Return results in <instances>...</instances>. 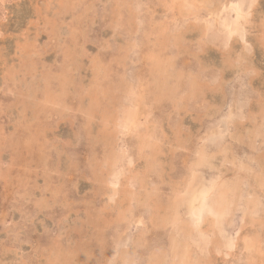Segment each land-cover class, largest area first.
Masks as SVG:
<instances>
[{
	"label": "rangeland",
	"instance_id": "rangeland-1",
	"mask_svg": "<svg viewBox=\"0 0 264 264\" xmlns=\"http://www.w3.org/2000/svg\"><path fill=\"white\" fill-rule=\"evenodd\" d=\"M125 1L0 0V264H85L97 259V253L111 264H144L146 260L152 264L161 256H165L164 264H175L170 247L174 237L184 242L183 232H176L171 219L164 222V216L173 214L168 209L174 200L172 190L190 178L195 152L201 145L207 154L216 155L212 162H218L211 167L199 165L202 168L197 169L195 179L208 178L210 183L215 177L229 176L228 179L236 180L234 173L240 171L245 181L243 198L258 200L256 209L248 213L250 216L236 211L229 223L239 230L243 222L244 232L258 246L235 252L230 259L234 264H264V227L258 226L264 221V186L254 181V176L261 173L264 178V49L255 45L253 38L261 30L264 0H259V27L249 34L250 43L255 46H250L248 54L253 67L247 71L236 61L224 63L222 38L198 53L195 51L191 40L196 33L186 30L189 24L181 14V10L187 11L181 7L185 0ZM229 1L234 0H191L204 5L201 10L215 23ZM153 26L158 30L154 31ZM241 51V44L234 43V56ZM168 60L170 80L167 77L163 84L166 94L161 97L157 83L161 80L154 67ZM246 62L245 59L243 65ZM214 69H223V79L230 81L222 91L205 90ZM133 78L142 90H147L141 91L144 100L136 132L124 136L117 121L128 82ZM192 79L199 83L194 90ZM241 123L245 125L242 127ZM255 125L260 126L258 138L252 140L247 135L249 127ZM148 128L155 130V137L142 146V135ZM223 129L230 135H225ZM239 130L245 137L232 139L231 135ZM224 143L234 154V162H222L218 146L222 149ZM116 152L122 154L120 158ZM127 160H133V164ZM246 163L253 167L241 172ZM209 168L213 170L210 172ZM133 177L135 187L129 183ZM114 180L115 186L111 182ZM126 189H137L133 204L123 198L127 196ZM115 190L118 194L112 196ZM179 214L183 221L190 222L188 208L180 207ZM196 240L197 234L190 240L191 264H218L228 259L202 254Z\"/></svg>",
	"mask_w": 264,
	"mask_h": 264
},
{
	"label": "snow or ice",
	"instance_id": "snow-or-ice-1",
	"mask_svg": "<svg viewBox=\"0 0 264 264\" xmlns=\"http://www.w3.org/2000/svg\"><path fill=\"white\" fill-rule=\"evenodd\" d=\"M181 7L187 10L186 21L189 27L186 30L196 33L192 37L191 44L197 53L204 47L212 45V42L217 38H222L224 40L222 45L224 63L229 64L235 59L233 51L229 47L230 44H242L245 50L248 48L246 34L238 31L237 23H230L226 20H221L218 23L210 22L212 17L208 16L207 12L201 11L204 5L191 2V0H185ZM232 8L238 9L239 5L233 4ZM236 17L239 21V12L236 13ZM232 37H235V39L233 40ZM259 44L261 48H264V30L259 34ZM236 62L242 63L243 57ZM205 70L207 71V69ZM222 71L223 69H214L210 72L208 83L205 85L206 91L215 92L227 88L230 81L223 79ZM142 103L141 84L135 79H131L118 121V127L122 134L134 135ZM210 160L207 151L201 145L200 149L195 152L194 166L190 178L185 183L176 186L171 195L174 196L176 208L187 207L191 209L189 214L192 216L193 229L197 234V240L194 243L201 253H210L217 257L228 258L218 262V264H234L230 259L232 254L240 250L250 251L253 241L244 232L246 225L243 222L239 225V230L236 225L227 224L228 218L233 212V190L231 187L218 185L216 181L203 186L198 184L195 187L193 186L198 166L203 163L204 166L211 167ZM262 185H264V179H262ZM113 186H115V180ZM205 218H208L209 223L214 224V232L205 233L202 230L201 226L204 224ZM262 227H264V221H262ZM262 239H264V233H262ZM214 240L216 241L215 245L212 244ZM262 247H264V244H262ZM97 256V259L90 262L85 261V264H111V262L99 258V253H97ZM144 264H150V262L146 260ZM152 264H159V262H152Z\"/></svg>",
	"mask_w": 264,
	"mask_h": 264
},
{
	"label": "bare ground",
	"instance_id": "bare-ground-1",
	"mask_svg": "<svg viewBox=\"0 0 264 264\" xmlns=\"http://www.w3.org/2000/svg\"><path fill=\"white\" fill-rule=\"evenodd\" d=\"M126 1H128V0H126ZM126 1H125V3H126ZM130 1H133V0H130ZM170 1H172V0H170ZM178 0H176V2H177ZM205 1H207V2H212V1H214V0H205ZM261 1V0H260ZM147 2V1H146ZM146 2H144L145 4H146ZM202 2V1H201ZM172 3V2H171ZM223 3V2H222ZM225 3H226V1H225ZM142 4V3H141ZM204 4V3H203ZM233 4H236V5H239V8L238 9H234V8H232V5ZM143 5V4H142ZM173 5V4H172ZM181 5H182V3H181ZM224 5V4H223ZM144 6V5H143ZM146 6V5H145ZM150 6V5H149ZM171 6V5H170ZM176 6H177V4H176ZM220 6H222V5H220ZM260 2H259V0H234V1H229L228 2V5H226V7H223V9H222V12H220V13H222V15L223 16H221V18L219 17V21H221V20H226V21H229L230 23H237V25H238V31H240L241 33H244V34H246V36H245V38L247 39V42H248V48L245 50L244 49V46L241 44V47H242V51L241 52H239V54H238V56L237 57H235L234 56V60L233 61H239L240 59H241V57H243V61H245V59L247 60V64L246 65H243L244 63L242 62L241 64H240V66L242 65V67H244L245 68V70L247 69V70H250L252 67H253V62H252V60H251V58L249 57L250 55L248 54V53H250V51H251V49L253 48L254 49V46L255 45H257V46H259L260 48H261V46H260V44H259V34L261 33V31L262 30H264V16H262L263 17V22H260L259 24H260V31H258V33H256V35L253 37V36H251V37H253L254 39H255V41H256V44L255 45H253V44H251L250 43V38H249V34H250V31L251 30H255V29H257L258 27H259V25H257V23H256V20L259 18L258 17V9L260 8ZM118 7V6H117ZM148 7V6H147ZM151 7V6H150ZM164 7V6H163ZM178 7V6H177ZM176 7V8H177ZM208 7V6H207ZM143 8H145V7H142V9ZM167 8V7H166ZM170 8V7H169ZM214 8V7H213ZM171 9V8H170ZM123 11L125 10V8L124 9H122ZM145 10H146V8H145ZM148 10V9H147ZM146 10V11H147ZM150 10V9H149ZM152 10V9H151ZM150 10V11H151ZM209 10V9H208ZM172 11V10H171ZM174 11V10H173ZM172 11V12H173ZM202 11V10H201ZM181 14H183L184 16H186V12L187 11H183V10H181ZM205 12V11H204ZM216 12V11H215ZM237 12H239V16H240V20L239 21H237V17H236V13ZM211 13V12H210ZM220 13H218L217 15H219ZM122 14V13H121ZM140 14H142V13H140ZM145 14V13H144ZM147 14V13H146ZM154 14V13H153ZM166 14V13H165ZM179 14V13H178ZM213 14H214V12H213ZM260 14H262L261 12H260ZM143 15V14H142ZM167 15V14H166ZM175 15H176V13H175ZM123 16V15H122ZM160 16V15H159ZM162 16V15H161ZM214 16V15H213ZM139 17H140V15H139ZM151 16H150V14H149V18H150ZM165 17V16H164ZM173 17H174V15H173ZM179 18L178 19H180V16H178ZM154 18V17H153ZM175 18V17H174ZM214 18H216V17H214ZM184 19V18H183ZM154 20V19H153ZM176 20H177V18H176ZM261 20V19H260ZM138 21V20H137ZM166 21V20H165ZM164 21V22H165ZM180 21V20H179ZM135 22V21H134ZM139 22V21H138ZM160 22V21H159ZM137 23V22H136ZM161 23V22H160ZM175 23V22H174ZM177 23H179V22H177ZM215 23V22H214ZM130 24H131V21H130ZM138 24H140V23H138ZM152 24V23H151ZM151 24H150V26H151ZM168 24V23H167ZM120 25H122V24H120ZM132 25V24H131ZM160 25V24H159ZM164 25V24H163ZM162 25V26H163ZM177 25V24H176ZM178 25H180V24H178ZM124 26V24L122 25V27ZM133 26V25H132ZM157 26H158V24H157ZM156 26V27H157ZM154 27V26H153ZM156 27H154V29L156 28ZM164 27H165V25H164ZM184 27V26H183ZM120 28V27H119ZM135 28V27H134ZM143 28V27H142ZM173 28H175L174 26H173ZM151 29V28H150ZM157 29V28H156ZM156 29L154 30V31H156ZM121 30V29H120ZM151 30H153V29H151ZM158 30V29H157ZM162 30V29H161ZM184 30V29H183ZM135 31H136V28H135ZM153 31V32H154ZM163 31V30H162ZM175 31H177V30H175ZM252 31V32H253ZM257 31V30H256ZM134 32V31H133ZM137 32V31H136ZM151 32V31H150ZM152 32V33H153ZM159 32V31H158ZM164 32V31H163ZM162 32V33H163ZM149 32H147V34H148ZM182 33V32H181ZM144 34H146V33H144ZM156 35H157V33H155ZM252 34H254V33H252ZM75 35H76V33H75ZM163 35H165V34H163ZM144 36V35H143ZM160 36V35H159ZM176 36H177V34H176ZM179 36H181V35H179ZM178 36V37H179ZM76 37V36H75ZM156 37H158V36H156ZM130 38H132V37H130ZM148 38H150L149 36H148ZM252 38V39H253ZM172 39V38H171ZM173 39H175V38H173ZM182 40H183V38H181ZM186 39V38H185ZM232 39L234 40L235 39V37H232ZM148 40V39H147ZM154 40V39H153ZM165 40H168V39H165ZM180 40V39H179ZM178 40V41H179ZM163 41V40H162ZM175 41V40H174ZM178 43V42H177ZM153 44V43H152ZM156 44V43H155ZM164 44H167L166 43V41H165V43ZM170 44V43H169ZM213 44V43H212ZM233 44L234 43H232V44H230L229 45V47L232 49V51H233ZM160 45V44H159ZM159 45H157V46H159ZM177 45H179V44H177ZM183 45V44H182ZM221 45V44H220ZM179 46H181V45H179ZM250 46L252 47V48H250ZM130 47V46H129ZM129 47H128V49H129ZM166 47H167V45H166ZM184 47V46H183ZM135 48V47H134ZM153 48H155V47H153ZM132 49V48H131ZM156 49V48H155ZM162 49V48H161ZM167 49H168V47H167ZM261 49H264V48H261ZM136 50V49H135ZM154 50V49H153ZM160 50V49H159ZM158 50V54H159V52H161V51H159ZM164 50H165V48H164ZM167 51V50H166ZM155 52V51H154ZM194 52V51H193ZM192 52V53H193ZM235 52V51H234ZM162 53H164V52H162ZM174 53V52H173ZM224 53V52H223ZM252 53V52H251ZM157 54V53H156ZM155 54V55H156ZM197 54V53H196ZM236 54V53H235ZM137 55V54H136ZM149 55V54H148ZM147 54H146V57L148 56ZM162 55V54H161ZM178 55V54H177ZM138 56V55H137ZM151 56V55H150ZM159 56V55H158ZM166 57L167 56H165V59H166ZM148 58V57H147ZM173 58V57H172ZM144 59H145V57H144ZM152 59H153V57H152ZM154 59H156V58H154ZM147 60V59H146ZM162 60V59H161ZM163 60H164V57H163ZM198 60H199V58H198ZM154 61V60H153ZM156 61H157V59H156ZM159 61H160V59H159ZM165 61V60H164ZM177 61V60H176ZM196 61V60H195ZM97 61L95 60V63H96ZM152 62V61H151ZM151 62H150V64H151ZM169 63V60L168 61H166V63L164 62V63H158L157 65H155V67H154V71L156 72V77H160L159 79L161 80V81H159V80H157V83H158V89H160V93H159V95L161 96V97H163L162 96V93L163 94H166V92H164L165 91V88L163 89V84L165 83V82H167V77H168V80H170L169 79V71H168V69H171V68H168V66H170L171 64H168ZM174 62H175V60H174ZM197 62V61H196ZM152 63H154V62H152ZM171 63V62H170ZM198 63V62H197ZM201 63V62H200ZM203 63V62H202ZM149 64V65H150ZM168 64V65H167ZM136 65V64H135ZM172 65H173V63H172ZM230 65V64H229ZM97 66V65H96ZM102 66H104V65H102ZM134 66V65H133ZM137 66V65H136ZM174 66V65H173ZM150 67V66H149ZM149 67H146V68H149ZM208 67V66H207ZM209 67H211V66H209ZM227 67V66H226ZM229 67V66H228ZM227 67V68H228ZM106 68V67H105ZM168 68V69H167ZM175 68V67H174ZM200 68V67H199ZM204 68V67H203ZM231 69H233L232 67H230ZM243 68V69H244ZM104 69V68H103ZM254 69V68H253ZM208 70V69H207ZM239 70V69H238ZM241 70V69H240ZM246 70V71H247ZM6 71V70H5ZM153 71V70H152ZM173 71V70H172ZM204 71V70H203ZM4 73H6V72H4ZM149 73V72H148ZM199 73V72H198ZM207 73V72H206ZM135 74L137 75V73L135 72ZM204 74V73H203ZM123 76H124V74H122ZM178 75V74H177ZM176 75V76H177ZM189 75V74H188ZM12 76V75H11ZM122 76V77H123ZM128 76V75H127ZM181 76H182V73H181ZM195 76V75H194ZM258 76V75H257ZM13 77H15V76H13ZM121 77V76H120ZM136 77V76H135ZM155 77V78H156ZM191 77H193L192 75H191ZM127 78V77H126ZM126 78H123V79H126ZM137 78V77H136ZM151 78V77H150ZM177 78V77H176ZM178 78H179V76H178ZM182 78H184V76L182 77ZM188 78H190L189 76H188ZM13 79V78H12ZM120 79V78H119ZM134 79V78H133ZM157 79V78H156ZM162 79H163V81H162ZM174 79V78H173ZM121 80V79H120ZM193 80V79H192ZM191 80V81H192ZM125 81V80H124ZM174 81V80H173ZM177 81V80H176ZM182 81V80H181ZM126 82V81H125ZM128 82V81H127ZM179 82V81H178ZM190 82V81H189ZM15 83V82H14ZM24 83V82H23ZM129 83V82H128ZM192 84V90H194V88L196 89L197 87V85L199 84L198 83V81H196V80H193V82H191ZM119 84H121V81L119 82ZM125 84V83H124ZM123 84V85H124ZM180 84V83H179ZM4 85V84H3ZM176 85H177V83H176ZM191 85H190V87H191ZM149 86V85H148ZM147 87V86H146ZM243 87H245V86H243ZM7 88V87H6ZM120 88V87H119ZM173 88V87H172ZM11 89V88H10ZM149 89V88H148ZM154 89V88H153ZM175 89V88H174ZM179 89V88H178ZM244 89V88H243ZM144 90V89H143ZM142 89H141V91H143ZM145 90H147V89H145ZM144 90V91H145ZM180 90V89H179ZM182 90V89H181ZM187 90H188V88H187ZM155 91V90H154ZM124 92V91H123ZM149 93H150V91H148ZM170 92H172L173 93V91H170ZM243 92V91H242ZM49 93V92H48ZM119 93V92H118ZM126 93V92H125ZM175 93H177V91L175 92ZM174 93V94H175ZM187 93V92H186ZM147 94V93H146ZM223 94V93H222ZM239 94V93H238ZM46 95H48V94H46ZM50 95V94H49ZM125 96H126V94H124ZM156 95V94H155ZM185 95V94H184ZM241 95V94H240ZM125 96H122V97H125ZM177 96V95H176ZM178 97V96H177ZM237 97V96H236ZM235 97V98H236ZM115 98V97H114ZM120 98V97H119ZM179 98V97H178ZM181 98V97H180ZM240 98V97H239ZM239 98H237V99H239ZM145 99H146V97H145ZM148 99V98H147ZM150 99H151V97H150ZM175 99H176V97H175ZM182 99H183V96H182ZM245 99H247V97L245 98ZM244 99V100H245ZM260 99H261V95H260ZM263 99V98H262ZM50 100H51V98H50ZM116 100V99H115ZM144 100V99H143ZM149 100V99H148ZM232 100V99H231ZM52 101V100H51ZM233 101H235V100H233ZM154 102V101H153ZM260 102V101H259ZM125 103V102H124ZM162 103V102H161ZM180 102H178V104H179ZM235 103V102H234ZM264 103V102H263ZM51 104H53V103H51ZM123 104V103H122ZM144 104H145V102H144ZM152 104H154V103H152ZM160 104V103H159ZM158 104V105H159ZM237 104V103H236ZM242 104V103H241ZM155 105H157V104H155ZM176 105V104H175ZM235 105V104H234ZM243 105H246V104H243ZM260 104H258V106H259ZM114 106V105H113ZM261 106V105H260ZM115 107V106H114ZM120 107L122 108V106L120 105ZM235 107V106H234ZM234 107H233V109H234ZM237 107V106H236ZM235 107V108H236ZM241 107V106H240ZM239 107V108H240ZM243 107V106H242ZM262 107L264 108V105H262ZM261 107V108H262ZM116 108V107H115ZM146 108V107H145ZM150 108V107H149ZM238 108V107H237ZM259 108V107H258ZM119 109V108H118ZM148 109V108H147ZM117 110V109H116ZM120 110V109H119ZM236 110V109H235ZM238 110V109H237ZM252 110V109H251ZM145 111H146V109H145ZM149 111V110H148ZM226 111V110H225ZM256 111V110H255ZM118 112H120V111H118ZM151 112V111H150ZM230 112V111H229ZM237 111H235V114H237L236 113ZM251 112H253V111H251ZM145 113H147V112H145ZM221 113V112H220ZM249 113V112H248ZM119 114V113H118ZM232 114H233V111H232ZM144 115V114H143ZM221 115V114H220ZM229 115V114H228ZM231 116V115H230ZM237 116V115H236ZM244 116V115H243ZM118 117V116H117ZM228 117V116H227ZM229 118V117H228ZM233 118V117H232ZM117 119V118H116ZM119 119V118H118ZM117 119V120H118ZM150 119V118H149ZM183 119V118H182ZM210 119V118H209ZM212 119V118H211ZM230 119H231V117H230ZM233 119H235V118H233ZM242 118H240L239 120H241ZM112 120V119H111ZM116 120V121H117ZM236 120H237V118H236ZM113 121V120H112ZM112 121H110V122H112ZM115 121V120H114ZM119 121V120H118ZM117 121V122H118ZM141 121V120H140ZM152 121V120H151ZM225 121V120H224ZM249 121V120H248ZM257 121V120H256ZM109 122V123H110ZM149 122H150V120H149ZM205 122V121H204ZM227 121H225V123H226ZM234 122V121H233ZM241 122H242V120H241ZM260 122V121H259ZM225 123L224 124H222V125H225ZM238 123V122H237ZM236 123V124H237ZM248 123V122H247ZM262 123V122H261ZM137 124H138V122H137ZM151 123H149V125H150ZM178 124V123H177ZM230 124H231V126H232V123H231V121H230ZM229 124V125H230ZM240 124V123H239ZM242 124V123H241ZM258 124V123H257ZM260 124V123H259ZM215 125H217L216 123H215ZM243 125H245L244 123L242 124V127H243ZM261 125V124H260ZM152 126H155V125H152ZM205 126V125H204ZM218 126V125H217ZM235 126V125H234ZM262 126V125H261ZM117 127H118V125H117ZM145 127V126H144ZM169 127V126H168ZM220 127V126H219ZM222 127V126H221ZM233 127V126H232ZM240 127V126H239ZM249 127V126H248ZM260 126L259 125H255V126H250L249 127V129H250V131H249V133H248V135H247V137H249V138H252V140L253 139H255L256 137L258 138V136L256 135V132H257V130H258V128H259ZM146 128H147V126H146ZM217 128V127H216ZM216 128H214V129H216ZM180 129V128H179ZM214 129L212 130L213 132H214ZM264 129V128H263ZM262 129V130H263ZM237 130V129H236ZM180 131V130H179ZM217 131V130H216ZM224 131V129L222 130V132ZM229 131V130H228ZM235 131V130H234ZM254 131H255V133H254ZM259 131V130H258ZM111 132H112V130H111ZM136 132V131H135ZM208 132V131H207ZM220 132H221V130H220ZM226 132H227V128H226ZM231 132V131H230ZM242 132V131H241ZM263 132V131H262ZM262 132H260V134L262 133ZM154 133H155V130H153L152 128H148V130L146 131V134H141L142 135V137L144 138V143H142L141 145L143 146V144H149V141L150 140H148V139H151V137L152 138H154L155 136H154ZM198 133V132H197ZM212 133V132H211ZM223 133H225V132H223ZM243 133V132H242ZM242 133H240V130L238 131V132H236L235 134H232L231 135V138L232 139H234V140H240L244 135L242 134ZM254 133V134H253ZM219 134V133H218ZM226 134H229V133H225V135ZM114 135V134H113ZM116 135V134H115ZM216 135V134H215ZM230 135V134H229ZM229 135H227V136H229ZM118 136V135H117ZM125 136V135H124ZM217 136V135H216ZM216 136H215V139H216ZM220 136V135H219ZM224 136V135H223ZM222 137V136H221ZM245 137V136H244ZM246 137V138H247ZM260 137V136H259ZM121 138H122V136H121ZM140 138V137H139ZM174 138V137H173ZM213 138V137H212ZM217 138H218V136H217ZM123 139V138H122ZM184 139V138H183ZM214 139V138H213ZM231 139V140H232ZM260 139H261V137H260ZM141 140V139H140ZM209 140V139H208ZM248 140V139H247ZM262 140V139H261ZM142 141V140H141ZM176 141L178 142V140L176 139ZM180 141V140H179ZM221 141V140H220ZM228 141V140H227ZM259 141V140H258ZM138 142H139V140H138ZM153 142V141H152ZM212 142V141H211ZM241 142H242V140H241ZM249 142V141H248ZM251 142V141H250ZM229 144H230V142H228ZM235 143V142H234ZM212 144V143H211ZM225 145H223L222 144V149H220V147L218 146V148H219V150H220V152H221V156L222 157H220V158H222V162H224V164L225 163H227L230 159H232V161H233V156L232 155H234V154H230L231 153V149H230V147L229 146H227V144L226 143H224ZM260 144V143H259ZM46 145V144H45ZM179 145V144H178ZM246 145V144H245ZM248 145V144H247ZM139 146V145H138ZM253 146H254V144H253ZM256 146V145H255ZM116 147V146H115ZM180 147V146H179ZM250 147H252V146H250ZM262 147H263V145H262ZM117 148V147H116ZM213 148V147H212ZM253 149H254V147H253ZM141 150V149H140ZM213 150V149H212ZM218 150V151H219ZM114 151V150H113ZM142 151V150H141ZM211 151V150H210ZM209 151V152H210ZM233 151V150H232ZM121 152V151H120ZM144 152V151H143ZM146 152V151H145ZM215 152V151H214ZM234 152V151H233ZM236 152V151H235ZM253 152V151H252ZM254 152H255V150H254ZM117 153V152H116ZM115 153V154H116ZM123 153V152H122ZM139 153V152H138ZM210 153H213V151L212 152H210ZM256 153V152H255ZM254 153V154H255ZM114 154V155H115ZM118 154V153H117ZM125 154V153H124ZM126 154H127V151H126ZM140 154V153H139ZM143 154V153H142ZM119 155V158H120V155H122V154H118ZM210 158H211V160H210V163H211V165H212V163H214V162H218V161H214V162H212V160H213V158L216 156L215 154H213V155H210V154H207ZM116 156V155H115ZM141 156V155H140ZM260 156V155H259ZM251 157V156H250ZM254 157V156H253ZM243 158V157H242ZM252 158V157H251ZM256 158H257V156H256ZM124 159V158H123ZM127 159V158H126ZM148 159V158H147ZM151 159V158H150ZM219 159V158H218ZM254 159V158H253ZM112 160V159H111ZM115 160V159H114ZM117 160V159H116ZM235 160H237V159H235ZM259 160V159H258ZM257 160V161H258ZM263 160H264V158H263ZM113 161V160H112ZM121 161V160H120ZM124 161V160H123ZM128 161V160H127ZM131 161H133V160H130V162ZM150 161V160H149ZM194 161V160H193ZM231 161V160H230ZM229 161V162H230ZM238 161V160H237ZM240 161V160H239ZM143 162V161H142ZM148 162V161H147ZM234 162V161H233ZM132 163V162H131ZM241 163H243V162H241ZM240 163V164H241ZM262 163V162H261ZM260 163V165L263 167V165ZM122 164V163H121ZM133 164V163H132ZM147 164V163H146ZM230 164H232V163H230ZM236 164V163H235ZM235 164H233V165H235ZM252 164V163H251ZM259 164V163H258ZM115 165V164H114ZM113 165V166H114ZM148 165V164H147ZM200 165H202V166H204L203 165V163H201ZM248 165H250V164H248ZM255 165V164H254ZM112 166V165H111ZM120 166V165H119ZM194 166V165H193ZM214 166V165H213ZM146 167V166H145ZM152 167H154V166H152ZM191 167V166H190ZM219 167V166H218ZM217 167V168H218ZM242 167V166H241ZM251 167H253V166H251ZM251 167H248L247 166V163H246V166H243V168H241L240 170H241V172H243L242 170H245L246 172H248V171H250L251 170ZM116 168H117V165H116ZM125 168H127V166L125 167ZM125 168H124V171H125ZM199 168V167H198ZM202 168V167H201ZM201 168H199V169H201ZM208 168V167H207ZM259 168V167H258ZM264 168V167H263ZM190 169H193V167L192 168H190ZM189 169V170H190ZM205 169V168H204ZM210 169V168H209ZM212 169V168H211ZM211 169H210V172H211ZM256 169V168H255ZM113 170V169H112ZM115 170V169H114ZM117 170V169H116ZM150 170V169H149ZM206 170V169H205ZM213 170V169H212ZM264 170V169H263ZM119 171V170H118ZM117 171V172H118ZM131 171V170H130ZM221 171V170H220ZM225 171V170H224ZM253 171V170H252ZM251 171V172H252ZM114 172V171H113ZM128 172V171H127ZM145 172H148V171H145ZM152 172V171H151ZM190 172V174H191V170L189 171ZM240 172V171H239ZM239 172L238 173H234V175H237V179L235 180H233V178L232 179H228L227 177H229V176H220V177H215V178H213V179H211V182L212 181H216L217 182V184L218 185H226V186H228V187H231L232 188V190H233V212H232V215L228 218V221H227V224L229 225V223L231 222V220H232V216L234 215V213L236 212V211H245V214H247L248 216H250L248 213H250L251 211H254L255 209H256V207H257V205H258V203L256 202V201H258L257 200V197L255 198L254 196V198L253 199H245V198H243V186H244V182L245 181H243L244 180V177H242V176H240L239 175ZM250 172V173H251ZM256 172V171H255ZM119 173V172H118ZM117 173V174H118ZM121 173V172H120ZM130 173V172H129ZM137 173V172H136ZM209 173V172H208ZM207 173V174H208ZM227 173L228 172H226V175H227ZM245 173V172H244ZM114 174H115V172H114ZM117 174H116V176H117ZM146 174V173H145ZM145 174H144V176H145ZM153 173H151V175H152ZM187 174H188V172H187ZM217 174V173H216ZM220 174V173H219ZM218 174V175H219ZM249 174V173H248ZM119 175V174H118ZM140 175V174H139ZM148 175V174H147ZM154 175V174H153ZM210 175V174H209ZM253 175V174H252ZM120 176H122V175H120ZM131 176V175H130ZM137 176H138V174H137ZM143 175H141V177H142ZM187 176V175H186ZM201 176V175H200ZM114 177V176H113ZM124 177V176H123ZM122 177V178H123ZM154 177V176H153ZM205 177V176H204ZM207 177H208V175H207ZM115 178V177H114ZM118 178V177H117ZM134 179H131L130 180V182L127 180L128 178H126V182L128 181L130 184H132V186H133V183H132V181H134L135 180V177H133ZM137 178V177H136ZM143 178V177H142ZM145 178V177H144ZM147 178H148V176H147ZM188 178H189V175H188ZM187 178V179H188ZM195 178H197V176L195 177ZM201 178H202V176H201ZM119 179V178H118ZM146 179V178H145ZM157 179V178H156ZM262 179H264L263 178V174L261 173L260 175H255L254 176V181L257 183V185H259V186H264V185H262ZM116 180V179H115ZM144 180V179H143ZM207 180H208V178H207ZM207 180H205L204 178H202V179H199V177H198V179H195V182H194V187L198 184V185H201V186H203V185H205V184H207ZM117 181V180H116ZM122 181V180H121ZM136 181H138V179L136 180ZM148 181V180H147ZM111 182H113V181H111ZM124 182V181H123ZM150 182V181H149ZM136 183V182H135ZM140 183H142V181L140 182ZM153 183H155V182H153ZM113 184V183H112ZM111 184V185H112ZM128 184V183H127ZM137 184H138V182H137ZM138 185H140V184H138ZM148 185H150V184H148ZM147 185V186H148ZM124 186V185H123ZM142 186V185H141ZM143 186H144V184H143ZM151 186V185H150ZM112 187V186H111ZM129 187V186H128ZM131 187V186H130ZM133 187H135V186H133ZM133 187H132V189H133ZM139 187V186H138ZM123 189H124V187H123ZM149 188L147 187V190H148ZM114 190V189H113ZM126 190H128V189H126ZM137 190V189H136ZM136 190L134 191V190H128L126 193H127V196H124L123 198H129V200L131 201V203H132V201L133 200H137V199H135L136 197H137V195H138V193L136 192ZM142 191H144L143 189H142ZM141 192V191H140ZM245 192V191H244ZM142 193H144V192H142ZM246 193V192H245ZM118 194V192H117V190H115L114 192H113V195L112 196H115V195H117ZM140 195V194H139ZM147 196V195H146ZM145 195H143V197H146ZM141 199H143V198H141ZM145 199V198H144ZM152 199H153V197H152ZM172 199V198H171ZM135 201H134V204H135ZM139 201V200H138ZM141 201V200H140ZM139 201V202H140ZM150 201V200H149ZM172 201V203H170V206L168 207V209H170V211H172V215H170V217L168 216H164V222H166V220H169V219H171L172 220V222H171V224L173 225V226H175V230H177L176 232H178V231H181V232H183V237H184V242H179V240H178V238L177 237H174L173 238V240H172V243H171V247L170 248H172L171 250H172V252H173V255L171 256L172 257V259L174 260L175 259V264H191L192 262H191V251H190V249H191V247H190V243H191V239L195 236V231H194V229H193V221H191L192 220V216L189 214V212L191 211V209L190 208H188V214L191 216V219L189 220L190 222H188V223H186L185 222V220L183 221L181 218H179L180 217V214H182V213H180L179 214V209L180 208H176L175 207V205H174V200L172 199L171 200ZM142 203V202H141ZM133 204V203H132ZM130 205V204H129ZM138 204H136V206H137ZM114 207V206H113ZM130 207V206H129ZM139 207V206H138ZM159 207V206H158ZM66 208V207H65ZM110 208V207H109ZM132 208V207H131ZM160 208V207H159ZM187 208V207H186ZM136 209H137V207H136ZM150 209V208H149ZM254 209V210H253ZM132 210V209H131ZM160 210V209H159ZM182 210V209H181ZM183 210H184V208H183ZM138 211H140L139 209H138ZM161 211H163V210H161ZM166 211V210H165ZM164 211V212H165ZM249 211V212H248ZM149 212V211H148ZM155 212V211H154ZM166 212H168V211H166ZM128 213H129V210H128ZM131 213V212H130ZM133 213V212H132ZM139 213V212H138ZM186 213V212H185ZM253 214V213H252ZM122 215V214H121ZM155 215H156V213H155ZM169 215V214H168ZM254 215V214H253ZM142 216V215H141ZM140 217V216H139ZM182 217V216H181ZM186 217H189V216H186ZM142 218V217H141ZM144 218V217H143ZM245 218V217H244ZM255 218H256V215H255ZM122 219V218H121ZM123 219H124V217H123ZM138 219V218H137ZM162 219V218H161ZM184 219H185V217H184ZM239 219V218H238ZM258 220V219H257ZM125 221V220H124ZM127 221V220H126ZM125 221V222H126ZM130 221V220H129ZM137 222V221H136ZM183 222H185L186 224H184ZM251 222H253V223H255V224H258L257 222H255L254 220H252ZM135 223V222H134ZM139 223V222H138ZM140 224V223H139ZM144 224V223H143ZM166 225V224H165ZM172 226V227H173ZM258 226H262V222H259V225ZM202 227V230L205 232V233H207V232H214L215 231V227H214V224H212V223H209L208 222V218H205V222H204V224L201 226ZM173 229V228H172ZM128 230V229H127ZM171 231V230H170ZM174 231V230H173ZM172 232V231H171ZM178 234V233H177ZM258 235V234H257ZM176 236V235H175ZM178 236V235H177ZM252 236H253V234H252ZM182 237V238H183ZM251 239H252V241H253V243H252V246L253 247H255V246H258V245H255V242L256 241H254L253 239L254 238H252L251 237ZM260 240H262V239H260ZM182 241V240H181ZM213 242V241H212ZM216 242V241H215ZM258 242H259V245H260V241L258 240ZM137 243H139L138 241H137ZM213 245H214V243H213ZM251 246V247H252ZM120 247V246H119ZM144 248V247H143ZM256 248H259V247H256ZM261 248H263V247H261ZM128 250V249H127ZM257 250V249H256ZM251 251V250H250ZM252 251H253V249H252ZM259 251V249L257 250V252ZM133 252V251H132ZM135 252V251H134ZM133 252V253H134ZM159 252V251H158ZM193 252V251H192ZM163 253V252H162ZM250 253V252H249ZM69 254V253H68ZM76 254V253H75ZM157 254V253H156ZM159 254H161V253H159ZM164 254V253H163ZM167 254V253H166ZM122 255V254H121ZM152 256H153V254H151ZM158 255V254H157ZM194 255V254H193ZM212 255V254H211ZM124 257V256H123ZM165 257V256H164ZM164 257H162L161 256V258H159V260H158V262H159V264L161 263V264H164ZM195 257H196V255H195ZM213 258V257H212ZM56 259V258H55ZM136 259V258H135ZM134 259V260H135ZM150 259V258H149ZM197 259V258H196ZM195 259V261H196V263H197V260ZM214 259V258H213ZM127 260V259H126ZM131 260V259H130ZM151 260H154V259H151ZM162 260H163V263H162ZM172 260V261H173ZM56 261H57V259H56ZM53 262V261H52ZM59 262V261H58ZM116 262V261H115ZM114 262V263H115ZM129 262V261H128ZM131 262V261H130ZM129 262V263H130ZM155 262V261H154ZM193 262H194V260H193ZM202 262V261H201ZM214 262V261H213ZM113 263V264H114ZM120 263V262H119ZM128 263V264H129ZM151 263V262H150ZM123 264V263H122Z\"/></svg>",
	"mask_w": 264,
	"mask_h": 264
}]
</instances>
